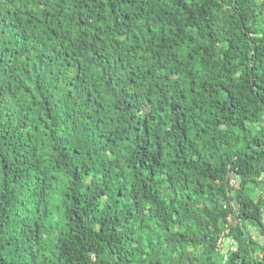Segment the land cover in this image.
<instances>
[{
	"label": "trees",
	"instance_id": "1",
	"mask_svg": "<svg viewBox=\"0 0 264 264\" xmlns=\"http://www.w3.org/2000/svg\"><path fill=\"white\" fill-rule=\"evenodd\" d=\"M224 261L264 264V0H0V264Z\"/></svg>",
	"mask_w": 264,
	"mask_h": 264
},
{
	"label": "rangeland",
	"instance_id": "2",
	"mask_svg": "<svg viewBox=\"0 0 264 264\" xmlns=\"http://www.w3.org/2000/svg\"><path fill=\"white\" fill-rule=\"evenodd\" d=\"M250 228H251V230H252L254 236L256 237V236H257L256 231L252 228V226H250ZM227 244H228V243H227Z\"/></svg>",
	"mask_w": 264,
	"mask_h": 264
},
{
	"label": "built area",
	"instance_id": "3",
	"mask_svg": "<svg viewBox=\"0 0 264 264\" xmlns=\"http://www.w3.org/2000/svg\"><path fill=\"white\" fill-rule=\"evenodd\" d=\"M226 258H227V257H225V259H226ZM223 264H226V262L224 261Z\"/></svg>",
	"mask_w": 264,
	"mask_h": 264
}]
</instances>
